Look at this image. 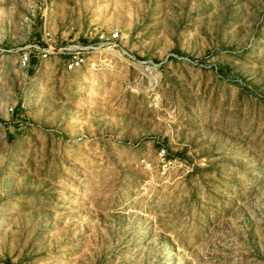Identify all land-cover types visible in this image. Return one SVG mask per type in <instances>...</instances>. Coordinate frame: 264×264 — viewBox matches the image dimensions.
<instances>
[{"label": "rangeland", "instance_id": "374dc122", "mask_svg": "<svg viewBox=\"0 0 264 264\" xmlns=\"http://www.w3.org/2000/svg\"><path fill=\"white\" fill-rule=\"evenodd\" d=\"M0 264H264V0H0Z\"/></svg>", "mask_w": 264, "mask_h": 264}, {"label": "built area", "instance_id": "2783aa9c", "mask_svg": "<svg viewBox=\"0 0 264 264\" xmlns=\"http://www.w3.org/2000/svg\"><path fill=\"white\" fill-rule=\"evenodd\" d=\"M44 9L46 8V3L49 0H41ZM43 14V13H42ZM45 17L42 16V45L36 43L26 44L24 47L19 48L20 52L18 55V66L20 68H27L30 61V56L36 54L41 59L48 58L51 54L61 56V62L63 70L66 72H71L79 69L85 62L86 53L88 49L93 48L91 45H82L78 43H69L63 45H55L49 38L48 31L44 26ZM97 43H108L114 48L118 56L125 59L131 64L136 63L138 60L134 58L127 50L122 48L118 44V32L111 31L109 35H104L99 33L97 35Z\"/></svg>", "mask_w": 264, "mask_h": 264}]
</instances>
